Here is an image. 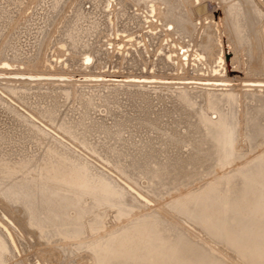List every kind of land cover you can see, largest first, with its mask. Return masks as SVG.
<instances>
[{
  "label": "bare ground",
  "instance_id": "obj_1",
  "mask_svg": "<svg viewBox=\"0 0 264 264\" xmlns=\"http://www.w3.org/2000/svg\"><path fill=\"white\" fill-rule=\"evenodd\" d=\"M51 48L66 75L37 69ZM4 61L0 264H237L219 245L264 251V0H0ZM107 63L121 73H87ZM146 67L156 85L133 80ZM133 191L156 212L102 235L106 215L143 212Z\"/></svg>",
  "mask_w": 264,
  "mask_h": 264
},
{
  "label": "rangeland",
  "instance_id": "obj_2",
  "mask_svg": "<svg viewBox=\"0 0 264 264\" xmlns=\"http://www.w3.org/2000/svg\"><path fill=\"white\" fill-rule=\"evenodd\" d=\"M34 4L35 3H33V5ZM209 4L210 5H208V11H212V10L216 9L213 12V16H215V18H216L217 14L221 15L220 11H218L220 9V7L217 5L216 2H212V3L210 2ZM88 5H89V3L85 4V6H88ZM31 11H32L31 8H29L28 13H31ZM148 42H149V39H147V43ZM60 47L64 49V47H62V46H60ZM224 48L226 50V53L229 54V56L227 57V59H228V67H229L230 70H232L234 68L232 59L234 58L235 53H234V50H233L232 46L228 44L226 39H224ZM150 51L153 52L154 50L152 48H150ZM55 53H56L55 52V48H51V50L49 51V54H50L49 61H43L42 64L40 63L41 65L37 66V69L38 70L43 69L44 70L43 73L48 75V77H53L55 75H56V77H61L63 75H66L68 73V70H70L68 63L64 59V55H57ZM92 61L93 60H92L91 56H88V57L85 58V63L87 65H91ZM111 65L112 64H110V63L108 64L107 63L103 68L96 67V68H91V69L86 68V69H87V73L88 74H92L95 80H99V79L101 80L103 78L102 77H97L96 76L97 73H99L100 75H101V73H103V74L104 73L112 74V73L115 72L116 75L121 73V72H118V70H120V68H118V67L117 68L116 67L112 68V67H110ZM147 67H149V65ZM147 67L142 71L143 74H136V75H139V76H142V77L134 78L133 80H136L137 82H140L142 84H146L147 83L148 85H156L158 82L161 81V79H159V77H162V76H160L159 74H155L154 68L151 69L152 72L150 73V75H146L145 76L144 74H147L146 73L147 72ZM0 68H9V70L13 69V67L7 65L6 61H4L2 64H0ZM123 73H126V71L123 70ZM135 73H139V72H135ZM154 75H156V76H154ZM238 75H241V71H230V80L231 81H226V82L228 84H232L234 86L233 90H236V89H243L244 90L245 89V86H244L245 83H243L241 80H237L236 81V80L232 79V78H234V76L236 77ZM9 76L13 77L14 75H9ZM77 76L78 75H75V79H80V77L78 76L79 77L78 78ZM104 78L105 79H120V76L119 77L118 76H115V77L106 76ZM42 79H43L42 80L43 83L47 82L44 78H42ZM91 114H95L94 111H92ZM88 161L93 167H95L98 171H100L101 177L106 179L107 182L113 183V184H114V182H117L115 184L118 185L119 180L117 179L116 174H115L114 171H112L111 169H108V167H106L104 164H101V163L97 162L96 160L89 159ZM56 162L57 161L52 162V164H54V165H52V167L53 166L55 167V166H57L59 164V163L57 164ZM58 166H60L59 167L60 169L57 170L58 172L56 173V175L58 176L59 179H68L69 177H72L69 174V172L67 171L68 170L67 168H66V170L62 169L61 163ZM61 170H63V171H61ZM83 181L85 182V184H89L90 183V181L88 180V177L85 178V179L83 178ZM131 193L133 194V197H134V194H135L134 198L136 200H137V198L139 199V200H137L138 203L139 202L141 204L144 203L143 206L141 207V209L143 208V210H141L143 212L141 213L140 209H136L135 212L133 213V216H132L133 218L130 217L131 215L129 216L127 214L124 215V216H120V217L115 215L114 218L112 217L113 214L111 216L106 215V217L104 218V222L106 221L107 224H109V226L112 225V227L110 229H108V230L104 229L103 231H105V232L101 233L102 235L107 234L108 232L109 233L113 232V230H116L117 228L126 226L132 220H135L137 217H139L140 214L141 215L144 214V213H148V214L149 213H153L154 214V212H156V210H157L156 207H158V206L154 203V198L153 197L148 196V195H142L141 193H139V192L136 193L134 191L131 192ZM171 194H173V193H170L169 195H171ZM140 200H143L144 202H141ZM144 208H145V210L148 209V211H144ZM102 209H104L106 211L107 207L104 206ZM170 214H171V212H170ZM184 218H185V220H188L186 217H183V219ZM125 220H126V222H125ZM186 223H187V221H186ZM187 224L192 230H194L193 232L195 233L196 236H199V237L204 236L205 227L202 224L199 223V225L198 224L196 225V223H192V222L191 223L188 222ZM118 225H120V226H118ZM106 231H108V232H106ZM261 234H264V232H262ZM131 235H133V231L129 234V236H131ZM211 239L212 238L209 236V239H207L208 240L207 242H210ZM254 245H256V244H254ZM262 246H264L263 243H262V245L260 247H257V248H263ZM219 248H220L221 252H224V254L226 255L227 258H229L231 261H234L237 264H264V251H262V252H260V251L259 252H254L255 249H253L251 251H248L247 247L245 245H242L240 252L235 253L233 255L232 252H230L231 247H226L224 245H219ZM249 254H251V257L249 256ZM247 257L250 258L249 259L250 261L247 260ZM52 260L58 261L59 257L56 256V255H53L52 256ZM76 264H81V261L79 263H76Z\"/></svg>",
  "mask_w": 264,
  "mask_h": 264
},
{
  "label": "water",
  "instance_id": "obj_3",
  "mask_svg": "<svg viewBox=\"0 0 264 264\" xmlns=\"http://www.w3.org/2000/svg\"><path fill=\"white\" fill-rule=\"evenodd\" d=\"M228 56H229V54L226 55V57H228Z\"/></svg>",
  "mask_w": 264,
  "mask_h": 264
}]
</instances>
